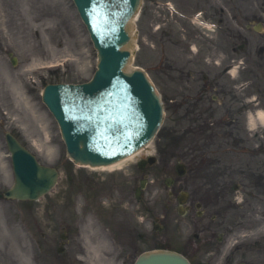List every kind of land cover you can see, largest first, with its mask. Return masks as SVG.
I'll list each match as a JSON object with an SVG mask.
<instances>
[{
  "label": "rangeland",
  "instance_id": "rangeland-1",
  "mask_svg": "<svg viewBox=\"0 0 264 264\" xmlns=\"http://www.w3.org/2000/svg\"><path fill=\"white\" fill-rule=\"evenodd\" d=\"M144 1L132 32L135 55L133 66H139L148 72L160 93L165 95V100L168 99L166 106L169 110L167 109L161 133L143 152L142 158H134L132 162H125L107 170H91L78 167L72 169L65 163L68 156L59 127L41 99L42 90L49 82H84L96 69L97 54L85 34L86 28L72 0H0V126L3 125L5 130L18 132L23 143L35 152L43 163L55 165L61 173L56 189L39 202L24 204L0 200V264H12L13 259L15 264H87L84 259L90 260L91 264H123L117 263V251L113 252L111 248L114 242L110 239L112 225L107 226L100 222L98 216L101 211L98 212L97 205L87 206L84 199L86 196L80 195V189H84L88 181L99 183L96 185L100 194L107 193L106 191H111L114 187L119 188L120 193L111 203L119 212L126 210V216H133L137 224L149 218V215L161 213L166 201V179L177 172L179 164L176 160H169L173 151L186 157L187 173L183 181L190 185L191 190L196 189L194 171L198 164H194L192 157L186 156V148L181 147L178 150L172 147L170 156L166 154L161 157L158 168L147 171L150 173L144 192L147 200L144 197L143 203H139L136 199L135 190L146 176V171L138 167L140 160L161 151L170 139H175L179 144L182 141L179 140L180 134H183V129L193 118L192 115L190 119L177 115L186 111L187 107L180 109L181 103L176 104L172 100L180 98L184 93L193 95L191 93L194 92V84L188 83L185 88L183 83H178L172 77L176 75L175 59L178 56L183 61V58L179 48L174 47L171 42L164 45L163 41L164 20H167L175 33L182 26L179 23L183 24L184 21L178 22L175 17L159 8L156 0ZM174 1L180 2L182 7L186 6L183 7L188 8L186 10H196L191 0ZM246 9L252 19L249 20L252 25L249 29L246 27L248 22L241 17V13ZM255 17H263L264 21V0H228V61L245 57L255 74L262 72L260 79L263 86L256 82L242 90V83L255 75L249 70L234 76L228 75V83L239 86L236 91L240 97L244 98L245 93L249 97L261 95L259 106L264 107V68H261L262 55L259 54V50L264 48V27L263 33L253 29L254 25L260 24ZM215 20L221 21L222 17L218 15ZM13 58L17 61L16 66L12 65ZM53 64L59 66L51 68ZM58 67H61V71L51 77L49 70H56ZM237 116L240 122L236 133L244 129L247 121V115L240 113ZM15 117H19V120L14 119ZM179 119L181 126H178ZM44 128L47 129L46 132ZM249 133L254 142L264 139V130L261 128ZM4 135L0 130V183L7 185L12 182L14 176ZM46 138L52 142L48 143ZM256 164L257 171H264L260 167L261 160ZM222 169L213 168L207 171L219 173ZM260 176L261 173L257 172L251 181L237 177L231 184L233 205L241 209V205L246 201L251 204V207L247 205L246 210L241 209L236 222L238 231L248 228L242 235H252L249 229L256 222L259 229L253 235L264 233V220L257 216L264 215V199L256 197L264 186V179ZM175 177L179 179L178 176ZM256 179L262 180V186H252L251 182L256 183ZM244 185L248 189L243 188ZM149 198L153 203L148 204ZM103 202L105 205L109 204L108 201ZM66 204H69L70 209L66 210ZM149 208L151 213L147 212ZM101 216L103 217V213ZM64 220L71 224L72 241L67 243L65 253L60 255L58 248L62 243L63 229L59 228V225ZM242 224L247 226H240ZM75 228L80 229V236L76 235ZM44 233L48 236L45 239L42 238ZM93 244L99 247V252L95 250L87 254L84 246L87 248ZM130 246V243L125 242L120 248L125 256L133 257V262L139 252L148 248L143 246L139 252L134 253ZM104 254L110 256V259L105 258ZM113 257L115 258L112 261ZM210 257L211 255L206 256L205 259ZM221 262L222 260L217 264Z\"/></svg>",
  "mask_w": 264,
  "mask_h": 264
},
{
  "label": "water",
  "instance_id": "water-1",
  "mask_svg": "<svg viewBox=\"0 0 264 264\" xmlns=\"http://www.w3.org/2000/svg\"><path fill=\"white\" fill-rule=\"evenodd\" d=\"M76 2L90 29H95L92 31L101 51L99 70L89 84L48 87L44 100L63 126L70 155L77 162L97 166L112 163L150 141L161 125L162 105L143 73L131 75L124 71L131 54L123 48L130 42L129 21L139 0ZM99 2L102 11L105 6L113 11L104 21L93 8ZM78 95L84 102H75ZM119 128L120 132H116ZM111 136H117L120 143L110 149L103 147V140ZM7 141L18 176L15 188L7 196L33 200L46 194L58 179L56 170L41 168L11 135ZM137 264L188 262L177 254L154 253L143 256Z\"/></svg>",
  "mask_w": 264,
  "mask_h": 264
},
{
  "label": "flooded vegetation",
  "instance_id": "flooded-vegetation-1",
  "mask_svg": "<svg viewBox=\"0 0 264 264\" xmlns=\"http://www.w3.org/2000/svg\"><path fill=\"white\" fill-rule=\"evenodd\" d=\"M215 0H210V7L214 8ZM205 10V8H204ZM208 14V12H207ZM188 31V43L191 42H200L201 45L197 47V56H196V74H198L197 81L199 92L195 95L194 98V106L196 112L210 110L212 114L219 113L220 110L223 109V114L225 117V123L228 126V92H226L224 98L221 101L215 100V97H211V92L216 91L214 87V83L216 80V72L213 69V64L216 61V55L218 54L219 44L216 41V35L211 36L209 33L207 37L202 36V32H195L189 28L186 29ZM189 48V47H188ZM218 51V52H217ZM227 56V54H226ZM214 91V92H215ZM230 114L232 111L230 109ZM200 121L204 119L203 116H199ZM221 122L222 119H221ZM212 130H225L223 128V124L219 123L217 126L212 127ZM182 188H174L173 189V199L177 198ZM198 196V197H197ZM218 201L212 197L202 198L199 197V194L193 193L192 196L189 197L188 204H186V215H191L194 217V221L192 225L189 224L191 228L193 226L194 234L197 238V247L198 249H214L217 247V243H215L216 233L221 229L215 222L220 220L222 217L226 218L228 213V230L232 228L231 225V216L233 215V210L228 205V208H220L217 207ZM166 222L169 221L165 216ZM226 223V219H225ZM224 223V224H225ZM168 238L176 237L179 235L178 225L176 224V220H172L167 225ZM176 232V233H175ZM209 234H212L209 235ZM220 239V238H219ZM173 240V239H172ZM230 261L228 264H237V263H246V264H258L254 262V260L246 259V252L239 253L235 257H233V252H230ZM236 254V253H235ZM241 259V260H239Z\"/></svg>",
  "mask_w": 264,
  "mask_h": 264
},
{
  "label": "bare ground",
  "instance_id": "bare-ground-1",
  "mask_svg": "<svg viewBox=\"0 0 264 264\" xmlns=\"http://www.w3.org/2000/svg\"><path fill=\"white\" fill-rule=\"evenodd\" d=\"M131 48H132V46H131ZM259 117L264 121V112L262 111H260V115H259ZM121 164H123V162H121V163H118V164H116V165H113V166H110V168H113V167H118V166H120ZM108 168V167H107Z\"/></svg>",
  "mask_w": 264,
  "mask_h": 264
}]
</instances>
